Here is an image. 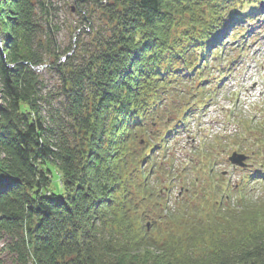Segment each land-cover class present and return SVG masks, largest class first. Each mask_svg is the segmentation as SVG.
I'll return each instance as SVG.
<instances>
[{
    "label": "trees",
    "instance_id": "trees-1",
    "mask_svg": "<svg viewBox=\"0 0 264 264\" xmlns=\"http://www.w3.org/2000/svg\"><path fill=\"white\" fill-rule=\"evenodd\" d=\"M77 1L92 9L62 48L51 0H0V232L15 264H264L261 200L205 210L189 188L175 210L187 170L167 154L174 120L205 103L235 50L219 33L264 0Z\"/></svg>",
    "mask_w": 264,
    "mask_h": 264
},
{
    "label": "rangeland",
    "instance_id": "rangeland-1",
    "mask_svg": "<svg viewBox=\"0 0 264 264\" xmlns=\"http://www.w3.org/2000/svg\"><path fill=\"white\" fill-rule=\"evenodd\" d=\"M51 1L58 7L55 22L60 26V31L57 38L61 47L65 48L76 41L80 32L81 14L86 9L91 10L92 6L77 0ZM258 16L252 25L239 23L249 28L247 34L236 40L231 38L228 42L229 50L237 45L239 50L231 52L226 62L214 64L211 80L206 84L210 87L204 98L206 102L193 105L188 119L169 137L167 154L174 156L173 165L177 170H187L182 176L174 178L169 191V205L175 210L178 207L175 201L186 194L183 192L179 195L182 186L192 189V204L201 209H209L213 201L222 197L228 201L230 195L237 199L245 195L249 200H261L252 203L251 210L257 205L264 210V3ZM91 24H85L84 29L89 30ZM221 65L226 73L220 77ZM41 73L47 85L52 87L55 83L52 73L46 67ZM184 77H188L186 73ZM248 120L249 125L244 126V121ZM159 127L163 128V124L155 125V128ZM238 135L241 138L237 139ZM235 150L250 156L248 167H234L231 164L228 157ZM60 179L59 174L54 172L52 188L57 192L61 191ZM204 187L208 191L207 197L202 191ZM240 188L241 193H238ZM206 200L208 205L205 204ZM220 221L223 225L218 228L228 222L235 223L230 218ZM260 224L264 226V216ZM212 225L215 224L212 223L202 232L210 230ZM8 242L10 238L0 232V261L3 264H15V256L5 249ZM139 251L142 256L146 252L152 256L156 254L153 249L141 248Z\"/></svg>",
    "mask_w": 264,
    "mask_h": 264
},
{
    "label": "water",
    "instance_id": "water-1",
    "mask_svg": "<svg viewBox=\"0 0 264 264\" xmlns=\"http://www.w3.org/2000/svg\"><path fill=\"white\" fill-rule=\"evenodd\" d=\"M45 67V65H42L41 67H37V69L41 70ZM246 159V156L242 155V154H237L234 153L231 157L230 160L235 163V164H240V165H244V160Z\"/></svg>",
    "mask_w": 264,
    "mask_h": 264
}]
</instances>
